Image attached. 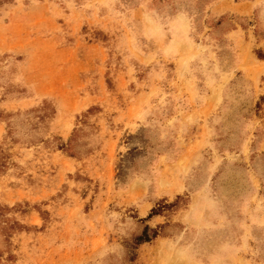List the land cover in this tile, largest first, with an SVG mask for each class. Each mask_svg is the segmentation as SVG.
<instances>
[{
    "label": "rangeland",
    "instance_id": "374dc122",
    "mask_svg": "<svg viewBox=\"0 0 264 264\" xmlns=\"http://www.w3.org/2000/svg\"><path fill=\"white\" fill-rule=\"evenodd\" d=\"M0 264H264V0H0Z\"/></svg>",
    "mask_w": 264,
    "mask_h": 264
}]
</instances>
